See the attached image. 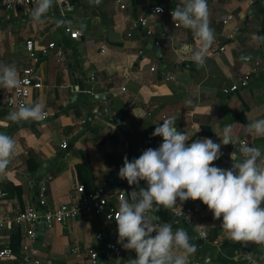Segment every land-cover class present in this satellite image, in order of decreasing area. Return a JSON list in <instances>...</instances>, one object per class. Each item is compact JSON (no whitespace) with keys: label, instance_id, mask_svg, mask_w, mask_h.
<instances>
[{"label":"crops","instance_id":"0c3cea01","mask_svg":"<svg viewBox=\"0 0 264 264\" xmlns=\"http://www.w3.org/2000/svg\"><path fill=\"white\" fill-rule=\"evenodd\" d=\"M66 1L54 2L44 24L33 26L29 20L28 10L35 4L10 12V19L0 18V64L25 67L29 39L37 45L53 42L62 53L57 60L53 51L36 66L42 87L32 91L28 103L44 105L49 117L43 124H13L6 119L10 109L0 99V132L15 140L11 163L0 173V192L6 193L0 198V217L37 208L40 187L50 209L70 202L78 185L87 191L101 188L118 205L120 190L130 194L147 187L144 181L137 187L119 178L124 158L131 161L144 150L158 148L163 138L152 133L166 118H175L174 126L192 141L210 138L219 143L224 127L232 125L235 143L244 141L264 151V137L246 131L250 122L264 119V41L253 39L264 37L262 0H208L215 40L203 67L192 60L198 48L192 30L175 26L170 14L181 0H121L124 9L115 0ZM158 6L163 13L150 11ZM228 16L232 19L224 24ZM140 18L150 35L138 24ZM57 20L65 24L58 27ZM241 56L250 59L242 61ZM245 75V87L224 93L240 85ZM90 88L97 100L84 92ZM186 99L193 105H186ZM87 114L91 118L84 126ZM62 142H67L65 149ZM236 150L232 144L222 146L223 155L214 165L231 168L230 154ZM48 161L52 164L35 197L32 180ZM150 215L154 224L169 223L173 231L183 228L189 234L197 251L186 264H264V244L229 240L220 229L222 218L215 220L202 201L177 199L176 205L161 206ZM26 229L8 225L0 232V248L7 243L13 251L0 264H83L87 250L100 247L93 240L99 232L116 235L113 242L121 249L119 257L101 259V264H129L135 258L134 251L117 243V224L93 215L44 229L36 255L23 250Z\"/></svg>","mask_w":264,"mask_h":264},{"label":"clouds","instance_id":"9594fccd","mask_svg":"<svg viewBox=\"0 0 264 264\" xmlns=\"http://www.w3.org/2000/svg\"><path fill=\"white\" fill-rule=\"evenodd\" d=\"M55 0H36L28 10L33 26L47 22L48 13ZM100 4L101 0H93ZM156 12H162L157 8ZM176 26L191 29L197 39L198 48L192 55L193 62L203 67L214 43V30L210 27L208 0H181L171 11ZM63 26L64 20H57ZM256 41L264 37L253 36ZM250 57L241 56L242 61ZM26 81L20 79L15 65L0 64V89H19ZM3 103L14 105V98L5 95ZM184 103L193 105L191 99ZM198 110V109H197ZM47 113L40 102L20 103L12 107L6 119L23 126L39 123ZM175 118H166L152 133L162 137L158 148L144 150L131 161L125 157L119 170V178L129 186L146 188L119 193L118 211L115 222L119 243L125 250L134 251L135 258L129 264H186V258L197 249L189 234L179 228L173 231L171 224L152 222L150 213L159 211L161 206L169 208L181 202L202 201L215 220H221L220 229L234 242H254L264 244V151L244 141L233 140V127H224L220 142L210 138L192 139L184 131L174 126ZM249 134L264 137V119H257L246 126ZM232 144L236 151L230 154L233 161L228 169L214 165L223 153L222 146ZM15 150V140L5 132H0V173H5ZM112 219V217H109Z\"/></svg>","mask_w":264,"mask_h":264},{"label":"built area","instance_id":"2783aa9c","mask_svg":"<svg viewBox=\"0 0 264 264\" xmlns=\"http://www.w3.org/2000/svg\"><path fill=\"white\" fill-rule=\"evenodd\" d=\"M36 0H0V18L5 20L10 19L9 13L17 10L23 9L24 7L34 5ZM58 5H66V0H55ZM264 3V0H262ZM116 4H120L121 0H115ZM120 9H124L125 5L120 4ZM162 9V12H156V9ZM164 8L161 6L152 7L150 11L152 13H163ZM232 19V16H228L227 19L223 22L226 24L228 21ZM138 24L145 28V32L147 35L151 34V30L148 27L145 19L140 18L138 20ZM176 26V25H175ZM158 43H156L157 45ZM25 50L27 53V65L23 68H17L19 71L20 79L26 81L19 89L12 90H4L0 89V99L3 103L5 95L14 98L15 104L9 105L5 104L10 110L12 107H18V105L22 102L28 103L29 98L31 97L32 91L40 89L42 87L39 76L37 74L36 66L42 59H46L50 57L54 51L55 58L60 60L62 57L61 51H59L55 45V43H49L47 45L36 44L33 40H26L25 42ZM154 70V68H152ZM249 80V76L245 75L242 79L240 85H233L229 89L223 90L224 93H229L238 90L240 86L245 87ZM84 92L87 95H90L92 100L98 99V94L95 93L94 89H85ZM47 113V112H46ZM49 117L48 113L46 119ZM45 119V120H46ZM42 121L40 123L45 122ZM67 146V142H62L60 147L65 149ZM44 187H40V198L38 200L39 204L42 206H46V202L43 197ZM6 193L0 192V198L5 197ZM70 202L61 203L53 206L52 209L48 208L43 214L45 218V227L49 228L55 222L57 223H65L71 220L77 219L82 216L93 215L104 223H112L115 222V212L118 211L119 206V196L117 197L118 205H114L113 199L110 195H108L103 189L98 188L93 191H87L82 186H76L75 191L70 195ZM38 208L31 207L25 211H19L15 214H8L6 217H0V232H2L8 225H25L27 227L25 231V243L23 245V250L30 255H36V230L37 227V219ZM191 212V211H190ZM112 217V219H109ZM116 223V222H115ZM115 232V230H114ZM113 234V233H112ZM108 234L105 232H99L94 235L95 242L97 245H100L103 240L107 238ZM199 237L202 239L206 238V234L201 232L199 233ZM107 257H119L121 255V249L118 244L115 242L109 243L107 246ZM97 247H90L87 250V259L86 261H82L83 264H101L100 254L105 251L98 250ZM13 255L12 249L6 244L2 248H0V261L11 258ZM77 256H80V253H76ZM239 259L243 261L245 259L244 256H240ZM253 264V261L250 262ZM35 264H38V261H35ZM199 264V263H198Z\"/></svg>","mask_w":264,"mask_h":264},{"label":"water","instance_id":"95a60500","mask_svg":"<svg viewBox=\"0 0 264 264\" xmlns=\"http://www.w3.org/2000/svg\"><path fill=\"white\" fill-rule=\"evenodd\" d=\"M170 5H171V3H170ZM152 49L154 51L158 52V50H157V48L155 46H153ZM164 68H165L164 65L161 64L160 68H159L160 74H164L162 72ZM90 118H91L90 114H87L86 119L84 121V126H87V124L89 123ZM51 164H52L51 161H48V162L44 163L42 165L40 171L35 175L34 179L32 180L31 184H32V189L34 191V196L35 197H37L38 194H39V180L42 178V176H44L46 174V171L49 169ZM36 207L38 208V211H39L38 212L39 217L37 219V227H38V229L36 230V238H37V240H41L43 235H44V227H45V218L43 217V214L45 213L47 207L40 205L38 201L36 203ZM115 236L116 235H114V237H113L111 234H108L107 238L101 242L99 249L100 250L105 249V251L101 252V254H100V258L102 260L106 261V259H107V254H106L107 247H105V245L107 246L109 243H111L114 240ZM205 253H206V249H203L202 252H201V255L205 256L204 255Z\"/></svg>","mask_w":264,"mask_h":264},{"label":"rangeland","instance_id":"374dc122","mask_svg":"<svg viewBox=\"0 0 264 264\" xmlns=\"http://www.w3.org/2000/svg\"><path fill=\"white\" fill-rule=\"evenodd\" d=\"M113 260H111V262H112Z\"/></svg>","mask_w":264,"mask_h":264}]
</instances>
